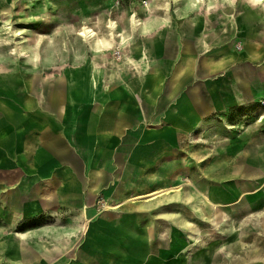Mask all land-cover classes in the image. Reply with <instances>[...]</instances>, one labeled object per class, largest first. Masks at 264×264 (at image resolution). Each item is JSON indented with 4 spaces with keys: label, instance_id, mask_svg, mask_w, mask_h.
<instances>
[{
    "label": "rangeland",
    "instance_id": "rangeland-1",
    "mask_svg": "<svg viewBox=\"0 0 264 264\" xmlns=\"http://www.w3.org/2000/svg\"><path fill=\"white\" fill-rule=\"evenodd\" d=\"M263 4L264 0H0V106L58 111L54 103L66 101L74 87L84 96L77 102H88L92 116L101 119L112 106L117 121L138 124L151 133L146 145L156 144L155 159L130 188L118 155L128 147L125 138L113 141L107 161L95 156L92 163L91 176L100 172L102 183H119L129 192L118 200L95 199L93 192V201L84 208L117 214V222L136 225L126 230L107 216L103 226L111 232L97 236L81 258L85 236L75 228L84 223L88 209L78 211L72 225H67L69 217L63 222L47 220L40 228L60 240L46 236L50 253L38 264H264ZM147 7L149 15L143 12ZM136 12L145 28L130 43L146 46L152 54L149 60L120 50L109 57L98 55L78 35L87 24L103 38L110 19L118 21L120 32H129V16ZM19 19L24 21L16 24ZM4 25L24 33L13 36L2 29ZM156 38L160 49L150 52ZM18 45L25 56L12 54ZM129 57L140 63L147 80L136 95L125 88L139 74ZM184 66L187 73L175 84L173 73ZM94 67L105 73V80L92 97L86 78ZM108 72L119 73L122 80L108 84ZM213 89L224 100L220 107ZM81 163L75 166L84 182L87 171ZM22 178L21 171H5L0 186L20 185ZM175 186L180 187L152 202H129ZM124 202L127 208L113 209ZM72 230L76 232L66 244L63 238ZM16 232L23 231L19 227ZM7 237L0 236L5 247ZM10 261L22 263L5 251L0 264Z\"/></svg>",
    "mask_w": 264,
    "mask_h": 264
},
{
    "label": "crops",
    "instance_id": "crops-1",
    "mask_svg": "<svg viewBox=\"0 0 264 264\" xmlns=\"http://www.w3.org/2000/svg\"><path fill=\"white\" fill-rule=\"evenodd\" d=\"M68 100L69 97L64 102L61 99L60 103H54L58 111H46V107L39 106L0 107L3 111L0 112V174L9 171L13 175L21 171L23 175L20 185L0 186V236H8L9 241L19 227L22 233L27 234L24 253L18 258L22 259V263L10 261L9 264H38L47 252L50 253L45 246L46 236L54 241L60 240V236L46 234L40 228L47 220L63 222L69 217L67 225H72L71 220L78 211L88 209L83 213V219L96 215L95 210L84 208L93 201L95 196L91 195L96 194L95 199L114 197L115 200L128 195L129 191L124 190L123 185L109 181L102 183L104 177L101 175L91 176L94 157L107 161L113 141L118 139L120 142L125 138L127 142L124 153L119 152L118 155L123 158V168L127 170L125 185L129 188L144 176L155 159L156 144L149 142L146 145V139L151 135H148V130L134 123L125 126L121 120L118 125L116 122L115 125L107 123V112L103 118H95L88 102L83 109L76 107L70 112L73 119L80 117L84 121L80 122V128L78 123L67 127L63 107ZM73 131L80 136L75 139ZM117 131L122 132L117 134ZM78 143L90 147L89 168L86 167L85 157L77 149ZM78 161L87 171L84 182L80 181L77 173L75 165ZM93 182H98L96 190L91 187Z\"/></svg>",
    "mask_w": 264,
    "mask_h": 264
},
{
    "label": "bare ground",
    "instance_id": "bare-ground-1",
    "mask_svg": "<svg viewBox=\"0 0 264 264\" xmlns=\"http://www.w3.org/2000/svg\"><path fill=\"white\" fill-rule=\"evenodd\" d=\"M199 1H201V0H199ZM262 8H263L262 16L264 17V4H263ZM150 9H151L150 7H147V9H145L143 12H145L146 15H149ZM129 17H130L129 18V22H130V31L129 32H124V33L120 32L118 21L110 19L106 24L107 34L103 38H101L98 35V32L95 30L94 27L88 26L87 24H85L84 26L81 27L78 35L88 45L89 49L98 55H102L104 57H109L112 54V52H116L117 50H120L126 56L127 55L129 56L131 54H133L132 56H134L135 54H137L139 56V58H141V60H146V59L149 60V58L152 56V54L149 53V51H147L146 46L145 47L134 46L130 43V40L133 38L135 33L137 31H139L140 29H142L143 27L145 28V25L141 21V19L138 18L137 12L134 14H131ZM228 17L234 18V15L229 13ZM92 19H93L94 24H96V20H97L96 15L93 14ZM27 20H28L27 23L29 24L30 19H27ZM35 20L38 21L39 19L36 18ZM23 21H24V19H19L16 22V24L21 23ZM2 29L8 31L9 34H12L13 36L14 35L19 36V35H22L24 33L21 30H13L14 28L13 27L10 28L9 25H4L2 27ZM204 47H206V46H204ZM153 48H154V51H158L160 49V42H159L158 38H156V42L152 43V46L149 49L150 52L153 51ZM23 52H24V50L22 49V46L18 45L13 50L12 54H20L22 57V56L26 55V53H23ZM128 59H129L128 63L132 64L134 66V69L137 70V73H139V74H136V75H138L137 76L138 79L134 80L133 82L131 81L130 83H126L125 88L128 92L133 93V95H136L139 93V91L143 90L147 80L141 74L142 66L140 65V63L133 61L132 59H130V57ZM36 61L38 62V59ZM184 67H180V68L176 69V73L174 71L173 79H174L175 84H179V82H181V80L184 78V74L187 73V67H185V68ZM108 73H109L108 78L106 79V82L108 84L115 83V81H121L122 80V77L119 73H117V74H115V72L114 73L108 72ZM104 74L105 73L103 71L97 70V68L94 67V68H92L91 72L89 73L88 78H86V80H87L86 91L88 92V90H89L92 97L94 96L93 94H94L95 90L97 89V87L99 86V83H101L103 81ZM70 86L72 88L73 84H70ZM150 87L154 88L153 82H150ZM73 88L70 89L71 92L69 95V100L67 102V105H65L63 107L64 123L67 124V127H70V124L73 125L75 123L74 125H76V123H78L79 128H80V122H84V121L81 120L80 117H77V119H73L70 116V112H72L73 108L76 109V107L82 109V108L88 106L89 103L88 104L87 103H83V104L78 103L77 100L84 97V96L82 94L76 93L75 89H73ZM212 96H213L214 102H215L217 107H220L223 105L224 100L221 97L218 90L213 89L212 90ZM0 107L7 108L5 104L1 105ZM111 107L109 106L107 109V114H106L107 123L116 122L117 123L116 125H118L120 123V121H117V119L115 118V115H114V113H116V110L113 111L111 109ZM104 114H105V112H103L102 118H103ZM198 123H200V120H199V122L197 121L196 124L193 125V127L197 128ZM112 125H115V123ZM77 131H73V133H74L73 137L75 139L77 138V136H80V134L77 135ZM67 132H69V131H67ZM89 148H90L89 146L81 145L79 143L77 144L78 151H80V153L85 157V162H86L87 168L90 167V149ZM96 175H101V173L97 172ZM91 187L94 190H96L98 188V182H93ZM179 187L180 186H175L172 188L152 190V191H149L148 193L138 195L137 197L131 199L129 202H133L135 200H144L145 202H152L161 196L170 195L174 191V189H176V188L178 189ZM125 204H126V202L120 204L117 207H114L113 209L118 208L122 205L125 207ZM130 209H131V207L128 208V210H130ZM106 210H108V208ZM126 214L130 215L129 212ZM107 216L112 218V220H114L113 225L120 224L123 228H126V230H129L132 226L136 225L135 222H130V221L126 224L124 222H117V220L119 219L117 214L112 215V214L104 213L101 215L100 213H96V215H94L93 217H90V218L87 217L83 224H80L77 228H75V229L81 228L82 231L84 232V236H85L84 242H83L81 248H79V253H78L81 258L83 256L84 252L89 253V250H90L89 248H92L91 242L95 241L97 236L103 235L104 230H106L108 233L111 232L112 228H110L108 231L107 228L105 226H103V223H104V221H106ZM75 232H76V230L75 231L72 230L71 232H69V234H67V238H63V240L66 244L71 240V238L74 236ZM131 232H135V230L131 231ZM11 236L12 237H10V240L8 241L6 247H5V244L3 243V241L0 240V256L3 253H5V251H8V253L11 255V257L13 259H18V258L22 257V253H24L25 244H26V241H24V240L26 239L27 234L15 232V233H12ZM141 258H142V256H141Z\"/></svg>",
    "mask_w": 264,
    "mask_h": 264
}]
</instances>
